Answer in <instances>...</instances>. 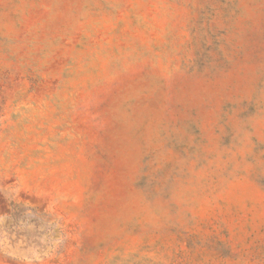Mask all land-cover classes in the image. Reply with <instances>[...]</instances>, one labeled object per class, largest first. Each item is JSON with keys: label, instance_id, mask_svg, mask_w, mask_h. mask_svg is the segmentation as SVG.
<instances>
[{"label": "rangeland", "instance_id": "rangeland-1", "mask_svg": "<svg viewBox=\"0 0 264 264\" xmlns=\"http://www.w3.org/2000/svg\"><path fill=\"white\" fill-rule=\"evenodd\" d=\"M0 264H264V0H0Z\"/></svg>", "mask_w": 264, "mask_h": 264}]
</instances>
